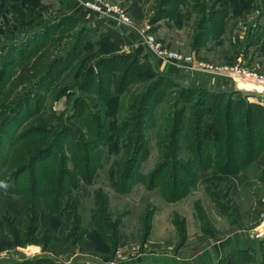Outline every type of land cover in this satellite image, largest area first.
Wrapping results in <instances>:
<instances>
[{
	"label": "rangeland",
	"instance_id": "1",
	"mask_svg": "<svg viewBox=\"0 0 264 264\" xmlns=\"http://www.w3.org/2000/svg\"><path fill=\"white\" fill-rule=\"evenodd\" d=\"M109 1L171 48L194 50L219 65L264 70V0ZM66 2L0 0V264H264V94L258 84L236 85L180 68L152 67L156 74L147 78L146 71L132 69L124 92L105 110L91 99L97 82L78 90L82 69L107 77L103 86L113 93L134 58L120 48L99 50L92 46L99 36L86 32L83 43L90 47L85 43L70 66L48 87L32 91L17 112L8 111L23 91L11 77L27 54L23 48L32 47L16 41L12 52L10 38L65 11ZM74 24L66 20L58 32ZM156 26L173 44L158 37ZM111 54L122 57L106 74L96 60ZM158 80L140 104L138 96ZM205 87L230 91L237 169L226 168L210 144L198 155L191 147L199 99L194 90ZM74 95L87 100L86 113L96 123L106 115L101 133L74 115ZM225 103L213 105L223 109ZM124 124L131 126L120 129ZM178 126L176 144L171 133ZM30 127L38 134L27 133ZM84 162L88 176L86 167L79 168ZM61 178L63 190L56 187Z\"/></svg>",
	"mask_w": 264,
	"mask_h": 264
},
{
	"label": "trees",
	"instance_id": "2",
	"mask_svg": "<svg viewBox=\"0 0 264 264\" xmlns=\"http://www.w3.org/2000/svg\"><path fill=\"white\" fill-rule=\"evenodd\" d=\"M163 1L165 2L166 0H162L161 2ZM66 20H72L75 23L74 26L70 30L65 29L58 32V30L61 28V26H63V23H65ZM24 32V34L10 38V40L13 42V44L12 42H10V49L12 50V52L16 51V41H20V43L25 42L27 44L25 46L27 47L32 46L29 50L23 48L24 52H26L27 54L25 57H22L19 65H17V68L11 77L12 86L16 87L19 85L23 88L22 93H20L19 97L15 100L16 103H10L11 107L9 110L7 109L8 111L14 113L17 112L18 109L21 108L22 104L30 98V96L32 95V91L48 87L50 82L54 81V79L57 78L59 74H61L62 68L65 67V65L70 66L71 61H73L80 54L79 52L81 48L87 44L86 42L83 43V38L86 32H91V34L99 36V39L96 42L92 43V46L99 45V50H117L119 48V46L112 42L106 35L99 32L98 30L93 29L87 23L79 21L72 14L66 13V11H62L57 16L51 15L47 16L46 18L40 19L39 21L34 23L32 27L28 28ZM37 39H42V43L38 45V42H36L35 45H33L34 42L37 41ZM87 42L88 47H90V41ZM128 54L130 56H133L134 60L133 63H128L127 65H125L122 74L123 76L121 77V80L123 81H120L121 85L119 84L117 86V91L114 89V86L112 87L113 93H111L110 90H106L105 86L103 85H105L107 77L105 79H99L97 76H92L94 75V71H86V69H82V66L80 67V71L82 69V71H84L85 73H83L84 75L81 78V84L78 85V90L87 92L90 90V86L97 82L98 89H96L95 91L96 95L91 99L94 100V104H102L105 106V110H109V104L116 101L117 99L115 95H120L124 92L126 79L128 77V74L132 72V69L136 70V72L146 71V73H144L143 75H146L147 78L152 77L156 74L151 66L146 65L142 62V55H140L139 50L128 52ZM121 57L122 55L115 54H111L110 56L103 55L96 60V66L100 67L101 70L103 72H106L107 74L108 70L112 71L115 69L112 68L117 64L118 60H121ZM103 75L106 76L104 73ZM104 76H102L101 78H104ZM158 82L151 83V85L149 86L147 85L146 89L142 91L143 93L138 96V101L140 104L142 103V98L147 97L150 94V91L159 87L158 85H160V80H158ZM194 91L199 92V99L197 100V106L195 107L197 117L192 127V138L194 144L191 147H195L198 149L196 152V154L198 155L201 153V151H203L201 148H203L205 144H210L209 150L212 151L214 149L216 151L215 154H217V157H222V161L220 162L224 163L223 165L226 168L237 169L238 165H236L237 163L235 162H237V160L239 159V151L237 149L238 141H235V138H233L231 135V122L235 114L233 110H231L232 98L229 94L230 91H212L206 87L200 88L199 90L195 89ZM135 99H137V97ZM218 99L226 100L223 109H220V105H213L214 102ZM88 104L89 103L84 97L77 95L75 96V99L72 100L71 108L76 113L74 115H76L77 117L81 118V116H84L82 119L87 122L86 129L90 128L89 121L91 120V122L95 124L96 130L99 134V132L101 133L102 131L101 128L106 124V115L100 114V121L96 123V120L91 119V117L88 116V113H86ZM141 111V106H139L137 111L139 112L137 113L138 116L141 115ZM8 117L9 115L7 114L6 118L2 119V122H5ZM130 126L131 125L124 124L120 127V129L123 130L126 128H130ZM179 127L180 126L175 128L176 130H173L171 133V137L173 136L172 142L176 144L180 143V140L177 138L182 135V133L179 132ZM138 131L139 132L137 133V136L133 142L138 141L141 130ZM27 133L36 135L38 134V129H32V127H30L27 129ZM223 137L226 138V144H223ZM252 139L253 138L251 137V142H253ZM49 147L34 155L32 157V161H36V159L41 157L40 154H42V152L47 150ZM252 149L254 152L253 147ZM134 159L135 157L128 159L127 163L132 162ZM240 160L242 161L241 158ZM246 161H248L247 158ZM88 166L85 165L84 162L83 166L79 167H86V176H88L90 173ZM222 167L223 166H221V168ZM26 168V165H23L20 169L15 171L14 174L17 175ZM188 172H191V168H188ZM118 175H120V172L118 173ZM128 175L129 168L125 172V177H127ZM60 180L57 179L56 187L60 190H63V188L65 189V181L63 178H61ZM71 181L73 182L74 179L72 178L69 180V182ZM36 215L39 216V213H37ZM37 220V217H35V222H37ZM16 244L20 245L21 243L20 241H16Z\"/></svg>",
	"mask_w": 264,
	"mask_h": 264
},
{
	"label": "built area",
	"instance_id": "3",
	"mask_svg": "<svg viewBox=\"0 0 264 264\" xmlns=\"http://www.w3.org/2000/svg\"><path fill=\"white\" fill-rule=\"evenodd\" d=\"M79 1L83 7L98 12L112 23L129 26L137 30L140 34L143 47L150 55L175 64L178 68L187 72H197L203 75L224 78L236 85L241 82L258 84V86L262 87V94H264V70L243 64L219 65L201 60L194 52L184 53L158 40L154 33L147 31L144 27L138 26L128 12L116 3L109 0Z\"/></svg>",
	"mask_w": 264,
	"mask_h": 264
},
{
	"label": "crops",
	"instance_id": "4",
	"mask_svg": "<svg viewBox=\"0 0 264 264\" xmlns=\"http://www.w3.org/2000/svg\"><path fill=\"white\" fill-rule=\"evenodd\" d=\"M65 11L66 13L75 16L79 21L87 23L93 29L98 30L99 32L106 35L112 42L118 45L120 49L126 52L139 50L140 55H142V62L144 64L149 65L156 70L170 72L179 70V68L175 64L150 55L143 47L140 34L137 30L129 26L117 25L115 23H112L108 18L102 16L98 12L83 7L79 0H67V2L65 3ZM126 11L129 15L131 14L128 9H126ZM162 29V27L156 26L154 32L158 35V37H165L167 44H170L168 43V41L172 40L160 33ZM192 51L194 53L196 52L194 50Z\"/></svg>",
	"mask_w": 264,
	"mask_h": 264
}]
</instances>
